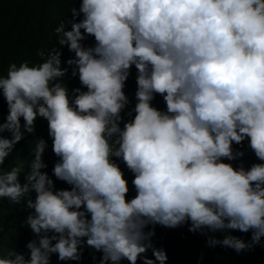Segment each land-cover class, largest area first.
I'll use <instances>...</instances> for the list:
<instances>
[{
  "label": "clouds",
  "instance_id": "obj_1",
  "mask_svg": "<svg viewBox=\"0 0 264 264\" xmlns=\"http://www.w3.org/2000/svg\"><path fill=\"white\" fill-rule=\"evenodd\" d=\"M68 14L39 60L0 74V203L27 210L32 236L24 252L0 241V264H79L85 249L98 264H167L156 226L236 254L264 247V0H79ZM38 119L51 176L36 136L28 170L6 171Z\"/></svg>",
  "mask_w": 264,
  "mask_h": 264
},
{
  "label": "trees",
  "instance_id": "obj_2",
  "mask_svg": "<svg viewBox=\"0 0 264 264\" xmlns=\"http://www.w3.org/2000/svg\"><path fill=\"white\" fill-rule=\"evenodd\" d=\"M79 7V0L72 5L71 0H0V74L6 73L9 63L19 64L21 61H37L36 55L38 49L52 47L56 42L53 29L61 20L71 16L68 14L71 7ZM91 45L93 39L89 37L85 42ZM71 54L67 48L63 49L62 59L69 58ZM135 69L128 78L125 86V93L134 105ZM65 82L69 89L79 87L78 79L66 77ZM153 106L163 109L164 103L160 96H156L152 101ZM130 105V107L132 106ZM0 114H7V107L2 98H0ZM43 137L48 141L49 147L44 154V161L48 167L45 169L51 176V169L56 157L51 151V141L47 136V122L38 119L35 125V133L26 137L16 145V150L12 156L5 161V170H9L13 165H19L23 172L27 171L28 164L32 159L34 143H30L34 137ZM239 147V146H237ZM245 156L242 158L245 167L249 166L255 160L252 152L246 144L242 149ZM234 164L239 163L233 162ZM125 172V178L129 181V193L131 198L135 195L131 185L132 174L120 165ZM23 180V175L21 176ZM57 188H67L68 185L60 181H55ZM27 215V210L22 205H10L5 199L0 203V224L4 231L0 233L5 252L8 247H14L18 252H24L25 243L32 238L30 231L22 226V221ZM156 235L153 237V244L157 248H163L168 256L167 264H264V247L256 246L254 250L236 254L232 249H225L220 246L210 248L206 245V238L200 234H194L188 231V225L176 229H167L160 226L155 228ZM245 240L250 238V233L244 234L233 232ZM219 238V237H218ZM97 259H92V253L88 249L84 250L83 258L79 264H98L99 253L95 254ZM151 258V252H148ZM203 256V259L199 258ZM51 264H64L57 261L55 255L51 258ZM76 264V262H69ZM127 264V261H122ZM139 264V261H138Z\"/></svg>",
  "mask_w": 264,
  "mask_h": 264
}]
</instances>
